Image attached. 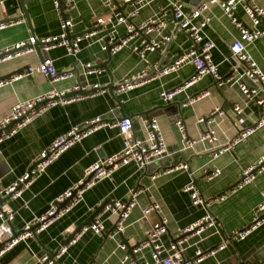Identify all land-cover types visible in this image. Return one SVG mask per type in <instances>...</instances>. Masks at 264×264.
<instances>
[{"label":"crops","instance_id":"1","mask_svg":"<svg viewBox=\"0 0 264 264\" xmlns=\"http://www.w3.org/2000/svg\"><path fill=\"white\" fill-rule=\"evenodd\" d=\"M74 1L76 6L71 11L73 35L93 27L99 15L114 18V11H127L135 6L131 2L116 0L118 5L113 10L102 0ZM183 1L184 9L188 11L200 0ZM255 1L264 4V0ZM170 5L171 0H148L131 18L135 24L153 14H158L166 20L161 32L168 33L170 40L161 48L146 51L144 58L132 51L129 45L113 53L102 49L101 42L110 27L106 23L95 25V32L82 38L80 49L74 54L68 53L64 45H55L41 51L33 47L30 52L1 60L0 77L20 71L46 55L53 59L57 69H71L73 75L52 79L33 71L0 84V117L8 112L15 101L42 93L51 87L64 88L76 81L96 82L105 86L111 80L118 82L126 74L140 70L147 64L151 67L153 62L160 59L165 47V61L187 49L192 45V41L181 28L175 29ZM18 8L22 12L26 11L27 16L0 27V47L30 35L39 38L60 31L59 10L53 0H0V21L18 16ZM203 12L209 17L204 28L205 36L215 42L211 49L212 59L217 63L221 74L229 73L230 62L226 56L230 53L232 41L239 35L238 29L217 2L209 3ZM237 13L248 21L241 5L237 6ZM116 28L118 34H124L126 31L124 23H119ZM150 36H157V33L152 32ZM138 39L137 35L134 36L129 40V44ZM246 49L264 71V40L255 38L246 44ZM104 61L106 66H102L101 71H83L84 62L96 65ZM193 71L194 66L186 62L171 72L155 75L120 93L115 92L114 88L111 91L106 87L101 92L84 95L65 104H54L17 132L3 138L0 141V186H6L22 175L38 153L57 135L74 125L78 128L85 127L86 121L96 115L104 121H112L123 114L132 115L133 131L141 137L144 136V129L136 114L155 115L166 141L167 152L150 161L144 169L139 168L134 161H129L116 168L110 176L94 182L84 190L82 199L67 212L55 218L35 235L17 241L3 252L0 264H30L41 255L49 253V250L55 249L93 212L91 207L98 201L105 198H124L131 186L141 188L137 195L139 205L151 200L159 203L162 213L167 217V230L161 236L165 243L180 235L183 227L197 220L206 210L212 213L215 218L213 225L200 233L187 235L181 246L183 258L195 257L197 248L206 250L225 241V247L213 254H205L193 264H236L239 261L241 264H248L251 258V264H256L258 254L264 252V221L244 238L233 236V231L252 221L256 206L263 197L264 168L253 181L229 192L225 199L211 200L207 207L192 203L189 193L182 190V186L191 177L195 178L205 199L212 198L232 186L240 178L242 169L257 161L264 153V124L229 149L216 156H213L212 152L217 148V144L232 138L241 127L254 123L259 115L264 113V104L258 105L255 101L247 99L236 83L223 82L216 85L210 74L203 75L179 90L169 101L161 98V90L184 84ZM203 89H209V94L192 103L183 104L188 97ZM261 95H264V91ZM234 103L241 105V112H235ZM217 107L221 113L215 112L213 115L216 142L200 140L205 125L196 121L197 116L209 115ZM178 117L185 123L187 136L195 141L191 147H182L180 132L174 123ZM121 146L122 136L118 134L117 127L110 124H101L72 141L23 187L20 195L11 196L4 201L2 206L14 211L12 227L19 230L26 221L45 212L50 202L70 188L87 166L117 151ZM180 160L188 163V169L180 168L155 178L151 177L155 169ZM213 166L220 167V174L210 180L205 179L203 170ZM139 205H135L131 210L122 231L129 244L142 239L147 228L158 218L156 212H151L144 219ZM105 215H102L101 232L96 233L91 229L84 231L74 242H68L63 253L50 264H128L122 261L127 249L119 246L120 236L108 234L113 227L115 216ZM135 256L139 261L151 260L150 249L144 247Z\"/></svg>","mask_w":264,"mask_h":264},{"label":"built area","instance_id":"2","mask_svg":"<svg viewBox=\"0 0 264 264\" xmlns=\"http://www.w3.org/2000/svg\"><path fill=\"white\" fill-rule=\"evenodd\" d=\"M108 4L111 9H116L118 2L116 0H102ZM124 2L134 3L131 9L127 11H114V18L111 16L105 17L99 15L95 19L93 27L88 28L82 33L69 36L73 26V16L71 11L75 8L74 0H53L55 7L59 10V25L60 31L57 34L35 37L30 35L27 38L19 39L13 43L0 47V61L8 58L19 56L33 50V44L36 41L43 43L41 49L47 50L55 45H64L68 53H76L80 49V41L83 37L91 35L95 32V25L109 24V29L105 33L101 42L102 49L109 53L116 52L125 45H129L130 49L137 53L139 57L144 58L146 51L161 48L170 40L168 33L161 32L166 25V20L158 14H153L139 23L135 24L130 19L134 16L138 8L147 3L148 0H123ZM211 2H217L224 13L237 27L239 35L230 45V53L226 59L230 62V72L221 74L218 71L217 63L211 56V49L215 46V42L205 36L204 28L209 20L208 15L203 11ZM241 5L248 21L241 18L237 13V6ZM172 18L180 23V28L187 33L192 41V45L178 54L175 60L157 69L154 73L149 74V69L156 65L153 62L152 66L147 64L140 70L128 73L122 77L120 81L113 87L114 91L120 93L126 89L140 85L155 75L171 72L178 68L181 64L189 62L194 66V71L186 82L171 89H163L160 91V96L164 101H169L174 94L192 82L198 80L205 74H210L216 85L223 82L236 83L244 94V96L255 101L258 105L264 104V71L258 65L257 61L251 56L246 49V44L255 38L264 40V4H259L255 0H204L193 10L186 11L184 9L183 0H171ZM18 16L11 19L0 21V27L9 23L21 20L24 18L22 10L18 8ZM124 23L126 31L124 34H118L117 25ZM152 32H156L157 36H150ZM159 33V34H158ZM138 36V41L129 44V40L134 36ZM102 66L93 65L90 62L83 63V71L89 73L92 71H101ZM40 72L52 79L65 78L73 75V70L67 69L60 71L54 64L50 56H41V58L31 64H28L20 71H14L4 78H0V84L16 79L26 72ZM104 86L98 83H88L87 81H76L74 84L57 88L51 87L48 90L38 93L26 99L15 101L8 112L0 117V141L17 132L23 125L28 123L37 115L48 109L54 104H65L70 101L80 99L84 95L101 92ZM88 91V93H84ZM209 89H203L196 95L188 97L183 104H189L196 99L209 94ZM233 109L236 113L242 111V107L238 103L233 104ZM215 112L221 113L217 107L209 115H199L196 121L204 124L200 140H208L212 143L217 140L216 128L213 124L215 121ZM136 117L142 124L144 136H137L133 131L132 115H122L112 121H104L100 116L96 115L86 121L84 128L71 126L64 133L57 135L54 140L43 148L34 161L35 165L29 167L22 175L6 186H0V194L5 195L11 193V196L20 195L21 190L27 185L40 171H42L50 161L69 146L72 141L79 139L85 133L101 124H110L117 127L118 134L122 136V146L117 151L110 155L100 158L82 172L81 176L73 185L66 189L63 193L57 195L51 202L47 210L38 216L32 217L26 221L21 229L15 230L11 225V220L14 216V211L8 207L0 205V256L14 243L28 236L35 235L38 231L44 229L55 218L67 212L76 202L82 199L84 190L92 185L97 180L108 177L119 166L134 161L135 164L144 169L147 164L157 158H160L167 152L166 141L155 115L148 113H137ZM182 141V147H191L195 142L187 136L186 126L181 117L174 120ZM264 124V113H261L254 123L241 127L236 134L227 141L217 144L216 149L212 152L213 156L229 149L237 141L245 139L253 133L258 127ZM81 129V130H80ZM189 165L186 161H178L174 164H169L155 169L151 173V177L155 178L163 173H167L176 169H188ZM264 168V153L259 159L244 167L241 171L240 178L227 190L205 199L202 196L199 185L195 178H190L182 186V190L189 193L192 203H200L207 207L211 200L225 199L229 192L244 186L253 181L256 175ZM220 174V167L213 166L203 170V177L210 180ZM73 189L75 190L73 192ZM141 188L131 186L128 188L124 198L100 200L96 204L101 205L100 211L96 213L94 219L83 224L74 232L68 242H74L84 231L91 229L96 233L102 231L104 214L115 216L112 229L108 232L111 236H118L125 227V221L135 205H139L137 195ZM10 196V197H11ZM142 217L145 219L151 212H156L158 218L151 223L146 230V235L137 242L131 252L128 250L123 254L122 261L128 264H139L140 261L135 256L138 251L144 247L150 249L151 260H144L142 264H193L202 259L205 254H213L216 250L225 247L226 242L221 241L215 246L202 250L197 248L195 257L185 259L181 255V246L186 240L187 235L192 233H200L206 227L215 223V218L209 210L199 217L197 220L189 223L181 229L180 235L171 239L168 243L162 240L163 233L167 230V217L162 213L160 205L157 201L151 200L146 204L139 205ZM94 209V206L91 207ZM105 215V217H106ZM264 221V192L261 201L257 204L252 221L243 227L233 231V236L244 238L256 226ZM14 232H17L14 234ZM67 242V243H68ZM66 243V244H67ZM66 244L58 247L53 258L49 257V253L43 254L30 264H50L66 249ZM119 246L127 249L126 244L121 241Z\"/></svg>","mask_w":264,"mask_h":264},{"label":"water","instance_id":"3","mask_svg":"<svg viewBox=\"0 0 264 264\" xmlns=\"http://www.w3.org/2000/svg\"><path fill=\"white\" fill-rule=\"evenodd\" d=\"M21 1V0H20ZM204 0H200L196 5H192L191 6V10H193L194 8H196L199 4H201V2H203ZM185 4V3H184ZM171 6V5H170ZM22 15L23 16H27V13H26V11H23V13H22ZM131 20V19H130ZM173 20H175V19H173ZM132 21V20H131ZM178 28H180V23L177 21V20H175V29H178ZM69 36L71 37V36H73V34H69ZM42 45H43V43L42 42H40L39 40L38 41H36L34 44H33V46H34V48L36 49V50H38V51H41V47H42ZM167 50H166V47L164 48V50L161 52V57H160V59L156 62V65L155 66H153V67H151L150 69H149V74H152V73H154L157 69H160V68H162L163 66H165V65H168V64H170V63H172L174 60H175V58L178 56V54L177 55H173V56H171L169 59H168V61H165V59L163 58L164 57V54H165V52H166ZM108 53H109V51H107ZM96 65H98V66H106V62L104 61V62H102V63H99V64H96ZM7 76V74L6 75H3V76H1L0 78H4V77H6ZM118 82H114L113 80H111L107 85H105L104 86V88H108L109 90H111L112 91V88L117 84ZM85 94L86 93H88V91H86V92H84ZM123 115H125V114H123ZM84 128V127H83ZM82 129V128H81ZM80 129V130H81ZM102 158H104V157H102ZM35 163H36V161H34L29 167H31L32 165H35ZM75 190L73 189V192H74ZM11 196V193H8V194H5V195H1L0 194V205L4 202V201H6L9 197ZM105 200H109L108 198H105V199H103V201H105ZM100 209H101V205H96L95 206V208H94V210H93V212L84 220V221H82L81 223H79L76 227H75V229L70 233V234H68L60 243H59V245L55 248V249H53V250H49V257L50 258H53L54 257V255L56 254V252H57V249H58V247L60 246V245H62V244H66L67 243V241L72 237V235L74 234V232L76 231V230H78L83 224H85V223H87V222H89V221H92L93 220V218H94V216H95V214L98 212V211H100ZM17 232H14V234H16ZM119 236H120V239H121V241L122 242H124L125 244H126V246H127V250L129 251V252H131V250H132V248H133V246L137 243V242H135V243H133V244H129L128 243V241H127V239H126V237H124V235L122 234V232H120L119 233ZM241 259H243V258H241ZM56 259H54L53 260V262L55 261ZM251 262H249L248 264H251V263H253V259L251 258V259H249ZM143 263V260L142 261H140V263L139 264H142ZM264 263V252H262V253H260V254H258V259H257V261H256V264H263ZM236 264H241V262L239 261L238 263H236Z\"/></svg>","mask_w":264,"mask_h":264},{"label":"rangeland","instance_id":"4","mask_svg":"<svg viewBox=\"0 0 264 264\" xmlns=\"http://www.w3.org/2000/svg\"><path fill=\"white\" fill-rule=\"evenodd\" d=\"M184 50H185V49H184ZM182 51H183V50H182ZM182 51H181V52H182ZM178 54H179V53H178ZM3 203H4V202H3ZM96 205H97V204L94 205V208H95ZM93 210H94V209H93ZM95 215H96V214H95ZM93 219H94V218H93ZM16 231H17V230H16ZM142 239H143V238H142ZM140 240H141V239H140ZM140 240H139V241H140ZM139 241H137V242H139ZM67 242H68V241H67ZM126 247H127V246H126Z\"/></svg>","mask_w":264,"mask_h":264}]
</instances>
